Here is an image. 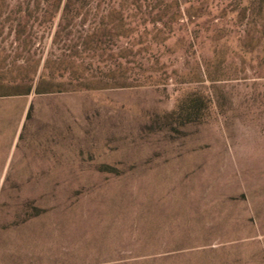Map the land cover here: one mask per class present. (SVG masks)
<instances>
[{
    "label": "rangeland",
    "instance_id": "374dc122",
    "mask_svg": "<svg viewBox=\"0 0 264 264\" xmlns=\"http://www.w3.org/2000/svg\"><path fill=\"white\" fill-rule=\"evenodd\" d=\"M27 95L66 181H0V264H264V0H0Z\"/></svg>",
    "mask_w": 264,
    "mask_h": 264
},
{
    "label": "crops",
    "instance_id": "0c3cea01",
    "mask_svg": "<svg viewBox=\"0 0 264 264\" xmlns=\"http://www.w3.org/2000/svg\"><path fill=\"white\" fill-rule=\"evenodd\" d=\"M34 95L26 97H0V181L8 179L16 183H50L66 181V176L61 173L67 170L66 167V146H60L55 141L52 144L50 133L45 127L38 126L31 133L28 128V140L33 144L12 145L17 137L18 126L23 121L30 109V103L36 98ZM34 112L33 123L42 124L39 119L43 112L41 106ZM40 117H37V116ZM25 118V119H24ZM31 120V119H30ZM29 120V122H30ZM47 133V134H46ZM48 135V136H47ZM10 140L9 143H6Z\"/></svg>",
    "mask_w": 264,
    "mask_h": 264
},
{
    "label": "trees",
    "instance_id": "16d2710c",
    "mask_svg": "<svg viewBox=\"0 0 264 264\" xmlns=\"http://www.w3.org/2000/svg\"><path fill=\"white\" fill-rule=\"evenodd\" d=\"M46 91H47V90H41V91H36V92H38V93H39V92H46Z\"/></svg>",
    "mask_w": 264,
    "mask_h": 264
}]
</instances>
